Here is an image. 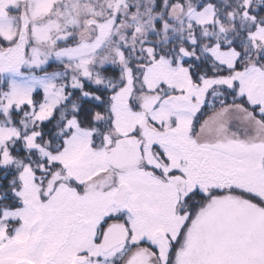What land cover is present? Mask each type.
<instances>
[{"label":"snow or ice","instance_id":"1","mask_svg":"<svg viewBox=\"0 0 264 264\" xmlns=\"http://www.w3.org/2000/svg\"><path fill=\"white\" fill-rule=\"evenodd\" d=\"M0 264H264V0H0Z\"/></svg>","mask_w":264,"mask_h":264}]
</instances>
